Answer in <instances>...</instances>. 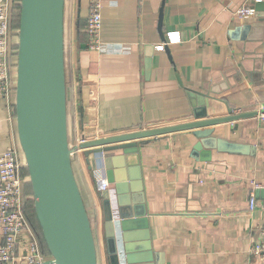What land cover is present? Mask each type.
<instances>
[{"label": "crops", "instance_id": "0c3cea01", "mask_svg": "<svg viewBox=\"0 0 264 264\" xmlns=\"http://www.w3.org/2000/svg\"><path fill=\"white\" fill-rule=\"evenodd\" d=\"M256 1L165 0L162 37L163 0H103L101 39L107 49L96 51L87 48L89 0H66L71 140L223 117L230 110L256 112L264 102V4ZM244 4L256 14L240 20L235 11ZM173 31H180L182 40L158 49ZM14 105L0 97V153L10 146L13 132L18 134ZM201 107L206 115L196 117L194 110ZM212 127L214 136L241 145L242 152L213 149L210 161L202 160V152L197 159L192 156L199 141L194 130L148 138L140 146L157 264H263L250 251L264 228V123L251 115ZM102 157H91L90 169L81 150L74 162L94 217L102 212L95 171ZM24 178L27 206L31 182L28 173ZM252 194L257 204L250 210ZM30 240L25 229L21 252L28 251ZM102 254L107 264L105 249Z\"/></svg>", "mask_w": 264, "mask_h": 264}, {"label": "water", "instance_id": "95a60500", "mask_svg": "<svg viewBox=\"0 0 264 264\" xmlns=\"http://www.w3.org/2000/svg\"><path fill=\"white\" fill-rule=\"evenodd\" d=\"M256 3L263 5L264 0ZM65 4L66 0H21L15 63L18 138L32 185L36 216L51 256L49 263L102 264L105 249L107 264H157L151 243L150 212L143 192L140 146L148 138L194 130L199 141L192 156L197 159L203 153L202 160L210 161L213 149L242 152L241 145L214 136L212 126L256 112L233 114L230 110L223 117L73 142L68 110ZM164 4L165 0L159 21L162 37ZM201 110L204 107L194 110L196 117L206 115ZM81 150L90 169L91 157L103 154L110 188L100 189L101 216L96 212L94 217L89 211L76 176L74 162ZM114 151L123 154L110 155Z\"/></svg>", "mask_w": 264, "mask_h": 264}, {"label": "built area", "instance_id": "2783aa9c", "mask_svg": "<svg viewBox=\"0 0 264 264\" xmlns=\"http://www.w3.org/2000/svg\"><path fill=\"white\" fill-rule=\"evenodd\" d=\"M21 0H0V97L6 99L9 107H13L16 85V67L14 58L17 53L18 32L13 29V20L20 11ZM103 0H89V16L86 32L88 35L87 48L105 51L107 45L101 39ZM252 5L244 4L235 11V16L243 20L255 16ZM182 40L180 31L167 34L166 40L157 45L158 49H165L166 45L179 43ZM16 115L13 114V118ZM255 117L264 123V102L256 109ZM10 146L0 153V264H52L42 247L38 237L30 230L29 219L25 205L26 161L22 160V148L18 134L13 132ZM24 154V153H23ZM97 162L95 171L100 175L99 189L107 190L110 183L105 173L102 158ZM98 160V159H97ZM256 187L260 185L253 182ZM254 194L250 198V210L256 207ZM27 229L31 233V240L27 252H21V235ZM250 253L260 257L264 264V228L259 238L253 243Z\"/></svg>", "mask_w": 264, "mask_h": 264}, {"label": "rangeland", "instance_id": "374dc122", "mask_svg": "<svg viewBox=\"0 0 264 264\" xmlns=\"http://www.w3.org/2000/svg\"><path fill=\"white\" fill-rule=\"evenodd\" d=\"M19 25H20V17L19 16H15L14 20H13V29L17 30L19 28ZM16 47H18V46H16ZM25 172L28 173V170L25 169ZM27 193H28V197H29L28 200H27L28 201L27 210H28L30 218L34 222V225H35V227L37 229V233L40 236L41 229H40L39 224L37 222L36 212H35V208H34V194H33V190H32L31 184L28 185ZM42 246H43V248L46 249L44 244H42Z\"/></svg>", "mask_w": 264, "mask_h": 264}, {"label": "trees", "instance_id": "16d2710c", "mask_svg": "<svg viewBox=\"0 0 264 264\" xmlns=\"http://www.w3.org/2000/svg\"><path fill=\"white\" fill-rule=\"evenodd\" d=\"M20 11H21V3H20ZM20 11H19V14H18V16L20 17ZM18 30H19V28H18ZM18 36H19V32H18ZM15 44H17V46H18V40L16 41V43ZM17 50H18V47H17ZM16 55H17V53H16ZM16 57L17 56H15V58H14V62L16 63ZM28 170V169H27ZM26 213H27V215L29 216V213H28V210H27V206H26ZM30 217V216H29ZM37 217V216H36ZM31 219V218H30ZM37 222H38V219H37ZM38 224H39V222H38ZM35 226V225H34ZM39 227H40V225H39ZM40 229H41V227H40ZM40 239H41V243L42 244H44L45 245V242H44V239H43V236H42V230H41V233H40ZM43 247V246H42ZM46 247V246H45ZM44 249V251L46 252V253H48V250H47V248L45 249V248H43Z\"/></svg>", "mask_w": 264, "mask_h": 264}]
</instances>
